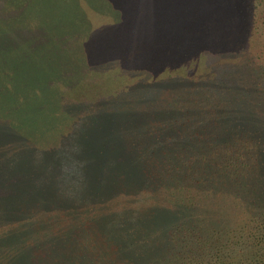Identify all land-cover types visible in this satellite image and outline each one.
Instances as JSON below:
<instances>
[{
	"label": "trees",
	"instance_id": "16d2710c",
	"mask_svg": "<svg viewBox=\"0 0 264 264\" xmlns=\"http://www.w3.org/2000/svg\"><path fill=\"white\" fill-rule=\"evenodd\" d=\"M196 2V19L207 10L214 16L208 36L195 42L193 24H186L163 38L164 48H174L175 37L182 45L174 48L177 52H163L159 63L155 59L137 67L146 78L137 76L143 87L135 103L108 106L88 125L90 130H75L67 118L62 138L57 122L56 129L44 127L57 155L50 165V154L45 156V178L27 180L15 190L9 183L0 187V261L264 264V199L259 194L264 139L252 129L258 124L256 113L264 108V0H243L242 14L217 0H210L208 9L203 0ZM17 4L0 0V36L11 40L23 32L32 52L39 22ZM77 16L72 14V30L84 40L93 24ZM38 54L33 62L29 57L17 60L26 65L14 69L11 59L0 66V78L10 90L23 84L35 88L64 71L58 67L53 76ZM241 54L246 61L240 67ZM196 61L208 64L210 74L199 75ZM3 98L0 93V102ZM136 103L138 110L131 107ZM111 116L120 121L116 128L125 136L124 153L114 161L106 150L118 148L105 141ZM80 141L85 146L77 145ZM81 147L86 154L79 152ZM65 154L71 166L61 164ZM5 156L1 163L13 167V154L6 151ZM144 172L143 180L135 175Z\"/></svg>",
	"mask_w": 264,
	"mask_h": 264
},
{
	"label": "rangeland",
	"instance_id": "374dc122",
	"mask_svg": "<svg viewBox=\"0 0 264 264\" xmlns=\"http://www.w3.org/2000/svg\"><path fill=\"white\" fill-rule=\"evenodd\" d=\"M17 1V7H20L31 21L35 24L39 22L34 41L36 47L32 48L31 52L29 49L31 43L23 41V32L16 33L11 40L8 38L10 35L0 36V66H4L8 59H11L13 63L17 60L24 61L27 57L32 60L31 57L39 52L41 57H45L44 65L49 66L52 75L58 67L64 71L59 72L53 80L29 90L26 89L25 84L10 90V84L0 78L2 84L0 93H4L6 97L0 102V140H4L0 143V187H5L9 183L14 190L20 188V185L27 180H43L45 175L42 173V165L45 162V156L49 154L51 156L48 165L52 164L54 157L57 156L55 152H51L52 142L45 137L48 133L44 127L49 126L56 129L58 123V136L62 138L67 134L64 127L68 122L67 118L75 130L77 127L90 130L88 125L95 120L96 115L104 114V109L108 106L117 102L132 104L135 97H140L143 87L142 83L138 82L137 76L142 81L146 78L144 72H139L138 69L144 68L155 59H158L159 63L163 52H177L174 48L182 45L175 37L176 40L172 44L174 48H164L163 38L166 39L167 35L179 30L182 25L193 24L191 37L197 42L208 36L210 23L215 20L212 14L207 13L208 10L203 17L196 19L195 15L198 14H194L193 10L198 7L197 0ZM203 1L208 9L210 0ZM217 1L222 5H228V11L242 14L240 8L243 7L244 2L241 3L243 0ZM75 13H78L77 18L80 20L86 17L92 21V31L84 40L78 36L79 32L76 29L72 30V14ZM41 17L44 20L40 22ZM14 21V19L11 20L10 24ZM244 27L245 32H249L247 24ZM175 35L177 36L176 33ZM70 54L75 57L84 56L86 61L84 58L73 59ZM199 55L202 57L201 53ZM68 56L69 58L66 59ZM243 58L242 54L241 58H238L241 59L237 63L240 67L246 61ZM20 62L14 63L13 69L15 64H23ZM25 63L23 65H26ZM197 65L199 75L210 74L211 68L208 64L198 61ZM45 67L41 66L46 75L49 71ZM136 70L138 75L134 73ZM30 71H36V69ZM179 71L184 74L183 68ZM77 72H79L78 76ZM244 73L248 74L246 69ZM146 83L150 82L146 81ZM40 89L42 95L38 97ZM11 95L15 96L10 98ZM251 98L257 99L254 95ZM147 101L149 103L150 100ZM137 104L139 103L131 107H136L135 109L138 110L140 106ZM260 110V114L256 113L259 118L258 124H252V129L257 137L259 135L264 139V133L259 134L260 127L264 129V108ZM98 120L100 121L99 118ZM47 121H55V123L52 125ZM108 122L114 127L112 128L111 125L108 127L110 137L105 141H109L107 144L112 143L113 147L117 146L118 149L113 148L109 151V148L106 153L114 161L119 152L124 153L123 137L125 136L118 131L121 124L117 118L111 116ZM13 133L15 135H12ZM94 134H96L95 131L92 135ZM84 141H80L77 145L84 144ZM6 151L13 154L11 157L13 167L1 163L7 159ZM103 151L105 150L102 149V153L105 154ZM79 152L86 154L83 147ZM97 158H100L98 154ZM61 164L71 166L68 154L64 155ZM135 175L143 180L145 172ZM50 177L53 178V176ZM259 194L264 199V183ZM5 260V258L1 260L0 264H6Z\"/></svg>",
	"mask_w": 264,
	"mask_h": 264
}]
</instances>
